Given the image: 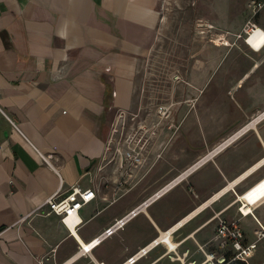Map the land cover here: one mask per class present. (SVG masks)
Masks as SVG:
<instances>
[{
	"label": "crops",
	"instance_id": "0c3cea01",
	"mask_svg": "<svg viewBox=\"0 0 264 264\" xmlns=\"http://www.w3.org/2000/svg\"><path fill=\"white\" fill-rule=\"evenodd\" d=\"M217 1L228 13L231 0ZM257 1L263 6L256 15L250 10L251 19L264 30V0ZM160 4L0 0V264H95L93 257L120 264L159 237L162 241L134 264H173L168 252L175 247L180 253L189 250L190 259L200 261L204 255L199 246L220 251L215 240L218 217L241 219L244 244L256 239V219L264 225V123L259 124L264 113L245 125L248 132L202 166L191 167L140 212L146 219L142 226L150 224V229L134 225L145 235L133 246L126 244L121 231L134 218L91 255L77 257L78 238L82 244L90 242L264 110V47L254 50L248 45L251 51L242 54L241 62L229 58L214 72L209 54L203 55V65L200 60L189 63L192 84L178 87L194 102L172 103L177 127L165 128L150 145L152 165L148 160L144 180L125 191L118 188L125 178L115 164L104 161L105 146L117 109L138 107L142 60L155 47ZM211 40L216 49L223 45ZM215 80L214 90L203 100ZM237 88L244 89L238 112L225 103ZM41 153L48 155L51 166ZM74 184L98 194L80 210L78 238L57 215L41 208L51 194ZM240 195L257 202L256 219L240 216ZM257 248L250 263L264 264V239Z\"/></svg>",
	"mask_w": 264,
	"mask_h": 264
},
{
	"label": "built area",
	"instance_id": "2783aa9c",
	"mask_svg": "<svg viewBox=\"0 0 264 264\" xmlns=\"http://www.w3.org/2000/svg\"><path fill=\"white\" fill-rule=\"evenodd\" d=\"M262 6L263 3L257 0H251L248 3L249 10H251L253 15H256ZM260 30L262 29H259L256 24L253 23L252 19L247 22L243 33L246 35L244 38L245 43L248 44L247 40L251 36H257L259 34L257 31ZM243 34L238 35V37H243ZM248 45L254 50H261V48L264 47V40L261 42V46L259 48H256L251 44ZM145 76L146 79L149 80L151 75L146 74ZM174 78L176 80H180L181 75L176 73L174 74ZM262 113H264V110L251 116L250 120L246 124L241 125L232 133L228 134V136L223 138V140H221L215 148H213L211 151H208L204 156L196 160L195 163L191 164L188 169L177 175L175 179L162 186L161 189L149 196L144 202L134 206L133 209L124 216L115 220V222L110 227L106 228L103 232L91 239L89 242V244L92 245L90 249L84 248L78 239V252H81V254L91 255V250L93 248L100 245L106 238L119 231V229H122L129 220L143 211V209H146L150 202L161 197L166 190L176 185H172V183L176 182L177 178H180L179 176H181L184 172L190 170L191 167L201 162L202 163L200 166H202L215 153L234 143L235 140L240 138L244 133L248 132L250 128L244 131L245 125H248V123L257 119L260 115H262ZM174 115V104L161 101L155 107H152L150 102L147 100L144 101L142 98L139 99L138 107L136 109H117L116 115L113 119L114 121L111 124L110 137L105 146L106 151L103 159L106 162L115 164L117 169L121 170L123 176L124 174L127 176V178L124 177V180H120L118 182V188H121L124 185V182L128 181V178L133 177L136 170H139L140 168L147 165L150 157V145L158 136L161 135V132H163L165 128L174 130L176 129L177 120L174 118ZM107 154H111V157H107ZM41 156L43 160L48 162V164L51 166L48 155H43L41 153ZM162 189L164 190L162 191ZM160 191H162V193L159 196L153 198ZM97 195L98 194L96 193L95 189L92 187L84 188L79 184H74L69 188V190L65 192H62L60 189V191L51 194V196H49L41 205V208L47 207L46 214L57 215L60 218V222L64 224L69 232L73 235V230L77 231L79 225H81L82 222V218L80 216L81 208L94 200ZM151 198L153 199L148 202V200ZM237 201L239 204H241L238 207L240 216H246L250 214L253 215V209L257 205V202L249 203L244 198V195L237 196ZM143 205H146L145 208H142ZM256 220L258 223V228L255 230L256 239L251 241V243L244 244L243 242L244 234L242 231L240 218L228 220L223 217H218L215 240L220 251H207L202 246H199L200 251L204 255L203 259L200 261L193 259L187 262L186 258L189 257L190 251L187 250L183 253H180L175 247L171 248L168 252L169 259L173 264H233L237 261L251 264L250 260L258 249V242L264 239V225L258 219ZM161 241V237L155 239L149 243L148 246L141 248L135 253V255L120 264H134L135 261L148 254L149 250L158 245ZM228 250H230V254L227 253ZM93 261L95 264H104L103 262L97 261L94 257ZM39 262L42 263V260Z\"/></svg>",
	"mask_w": 264,
	"mask_h": 264
},
{
	"label": "rangeland",
	"instance_id": "374dc122",
	"mask_svg": "<svg viewBox=\"0 0 264 264\" xmlns=\"http://www.w3.org/2000/svg\"><path fill=\"white\" fill-rule=\"evenodd\" d=\"M248 1L231 0L228 6V13H223L227 7L225 4L219 6V1L217 0H160V18L157 24L158 33L155 47L142 60L143 67L140 71L141 82L137 87L138 92H140V99L147 100L152 107H155L161 101L189 106V103L194 102V97L192 98L186 90L184 91L178 87H188L190 80L187 71L190 62L194 61L197 64L198 60H200V65H203V55L207 57V54H209V58L211 59L209 65L213 72L223 67L225 63L227 64L229 58L236 57L240 60L235 62H241L242 54L251 51L248 44L244 41L246 35L243 34L246 23L251 20L250 10L247 5ZM241 34H243V37H238ZM215 38H220L219 41L223 43L222 46L228 44V42L230 45H225L228 46L226 48L221 46L216 49L212 45L213 41L211 40ZM204 39L209 42L211 40L212 43H207ZM204 44L209 46V51ZM213 57H219L220 60L213 61ZM208 61L207 59V63ZM224 72L219 71L218 74L221 75L220 73ZM176 73L181 75L180 80L174 78V74ZM146 74L151 75L149 80L146 79ZM258 75L257 73L255 78ZM177 82L180 83L178 84ZM215 82L216 80L208 88L202 98L203 100L214 90ZM244 88H246V85ZM197 89L198 98L201 91L198 87ZM243 90H239V88L233 89L228 94V100L225 101L226 105L230 104L232 107H235L237 112L239 111L238 101L242 97ZM172 91L175 92L174 97H170ZM235 115L236 113L231 117ZM263 123L264 119L259 124ZM166 130L173 129L166 128ZM161 155L162 151L157 153L155 157L159 159ZM107 157H111V154H107ZM156 158L153 161H156ZM149 164L152 165L150 160ZM144 175H146L145 167L136 170L133 177L127 179L128 183L124 182L123 190H128L142 182ZM124 177L127 178L125 174ZM145 221L144 214L140 213L133 220L129 221L126 228L121 231L128 246H133L141 237H144L145 232L139 234L137 229L140 228L135 230L136 226L134 225L137 224L140 227ZM143 226V230L150 229V224L145 223ZM120 240V244L122 245L123 239ZM186 260L188 262L191 259L188 257Z\"/></svg>",
	"mask_w": 264,
	"mask_h": 264
},
{
	"label": "bare ground",
	"instance_id": "6f19581e",
	"mask_svg": "<svg viewBox=\"0 0 264 264\" xmlns=\"http://www.w3.org/2000/svg\"><path fill=\"white\" fill-rule=\"evenodd\" d=\"M257 33H259L257 36H251L248 40H247V42H248V44H251L252 46L254 45L256 48H259L260 46H261V42L264 40V30L262 29V30H260V31H257ZM215 42L217 43V44H223V43H221V41H219L220 40V38L218 39H216L215 38ZM224 45H228V44H224ZM262 116H263V113H262ZM261 116V117H262ZM259 118V117H258ZM257 118V119H258ZM263 119V118H262ZM254 121V120H253ZM250 126V125H249ZM200 163H198V164H196L195 166H193L194 168L196 167V166H198ZM187 173V172H186ZM185 174V172L183 173V175ZM174 183H176V182H174ZM162 193V192H161ZM159 195V193L157 194V196ZM152 199V198H151ZM150 199V200H151ZM75 232H77V231H75V230H73V235L75 236V237H77V235H75ZM78 238V237H77ZM79 239V238H78ZM80 240V239H79ZM80 242H81V240H80ZM82 243V242H81ZM87 243V242H86ZM83 246H84V248H87V249H90L91 248V246L92 245H90L89 244V242L87 243V244H82ZM80 254H81V252H78V254H77V257L78 256H80Z\"/></svg>",
	"mask_w": 264,
	"mask_h": 264
}]
</instances>
